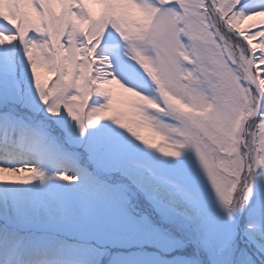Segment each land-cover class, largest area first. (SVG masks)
<instances>
[{"label": "snow or ice", "instance_id": "6c2138e0", "mask_svg": "<svg viewBox=\"0 0 264 264\" xmlns=\"http://www.w3.org/2000/svg\"><path fill=\"white\" fill-rule=\"evenodd\" d=\"M257 186L264 0H0V264H264Z\"/></svg>", "mask_w": 264, "mask_h": 264}, {"label": "rangeland", "instance_id": "374dc122", "mask_svg": "<svg viewBox=\"0 0 264 264\" xmlns=\"http://www.w3.org/2000/svg\"><path fill=\"white\" fill-rule=\"evenodd\" d=\"M177 159L189 160L193 163V165L196 164L195 156L191 149L185 150L182 153L181 157ZM5 178L13 179V177L11 176H6ZM261 203H264V194H262L259 186H257L256 188H254L253 197L249 205L246 206L245 210L236 211L233 213V219L230 222V225L235 226L238 229H245L249 225H255L256 223H258L261 219V216L258 212V208Z\"/></svg>", "mask_w": 264, "mask_h": 264}]
</instances>
